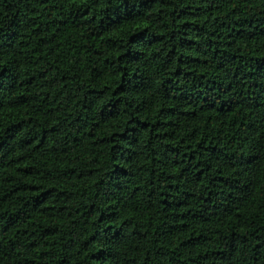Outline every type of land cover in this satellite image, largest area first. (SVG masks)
Segmentation results:
<instances>
[{
	"label": "trees",
	"instance_id": "16d2710c",
	"mask_svg": "<svg viewBox=\"0 0 264 264\" xmlns=\"http://www.w3.org/2000/svg\"><path fill=\"white\" fill-rule=\"evenodd\" d=\"M0 264H264V0H0Z\"/></svg>",
	"mask_w": 264,
	"mask_h": 264
}]
</instances>
